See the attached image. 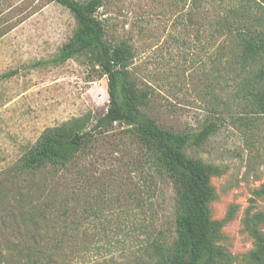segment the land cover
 Masks as SVG:
<instances>
[{
  "label": "rangeland",
  "instance_id": "rangeland-1",
  "mask_svg": "<svg viewBox=\"0 0 264 264\" xmlns=\"http://www.w3.org/2000/svg\"><path fill=\"white\" fill-rule=\"evenodd\" d=\"M180 1L104 0L98 14L107 39L132 44L129 69L158 125L216 123L185 148L208 176L211 242L231 264H264L245 225L264 211V116L242 119L228 49L195 29L200 14L186 26ZM75 27L54 0H0V264H138L152 260V241L172 251V181L124 125L96 134L66 167L18 168L44 129L78 117L91 126L107 108L106 76L86 55L52 61Z\"/></svg>",
  "mask_w": 264,
  "mask_h": 264
},
{
  "label": "trees",
  "instance_id": "trees-1",
  "mask_svg": "<svg viewBox=\"0 0 264 264\" xmlns=\"http://www.w3.org/2000/svg\"><path fill=\"white\" fill-rule=\"evenodd\" d=\"M54 1L69 10L76 27L52 59L53 63L86 55L88 62L106 76L108 105L91 126L87 125V119L78 117L44 129L36 144L20 157L18 168L66 167L96 134L110 130L114 124L124 125L146 150L150 164L170 178L175 192V238L171 253L152 241V260L138 264H231L230 256L211 242L207 205L210 186L203 163L185 152L187 145H202L217 130L216 123H204L195 132L174 131L158 125L143 109L148 106L149 91L137 84L129 69L134 57L132 44L124 39H107L105 21L98 14L104 0ZM180 2V14L186 26L200 14L203 19L195 21V29L207 30L213 49H228L234 95L244 112L242 119L251 122L254 115L264 116V0ZM203 3L208 4L207 11ZM262 223L264 211L245 219L264 261V235L258 230Z\"/></svg>",
  "mask_w": 264,
  "mask_h": 264
}]
</instances>
